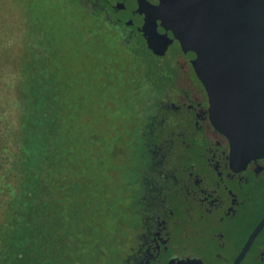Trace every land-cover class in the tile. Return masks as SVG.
Instances as JSON below:
<instances>
[{"label": "trees", "instance_id": "16d2710c", "mask_svg": "<svg viewBox=\"0 0 264 264\" xmlns=\"http://www.w3.org/2000/svg\"><path fill=\"white\" fill-rule=\"evenodd\" d=\"M68 1V11L88 15ZM0 4V264H97L104 246L121 245L106 232L102 207L110 214L104 190L115 169L128 171L122 156L110 162L107 119L96 126L93 35L38 2Z\"/></svg>", "mask_w": 264, "mask_h": 264}, {"label": "flooded vegetation", "instance_id": "af4514ba", "mask_svg": "<svg viewBox=\"0 0 264 264\" xmlns=\"http://www.w3.org/2000/svg\"><path fill=\"white\" fill-rule=\"evenodd\" d=\"M82 1L97 7L101 20L116 21L127 47L152 53L138 26L123 24L101 0H71ZM165 72L148 87L134 128L139 159L127 166L125 216L132 220L120 264H264V158L234 154L210 121L202 83L203 110L178 94Z\"/></svg>", "mask_w": 264, "mask_h": 264}, {"label": "rangeland", "instance_id": "374dc122", "mask_svg": "<svg viewBox=\"0 0 264 264\" xmlns=\"http://www.w3.org/2000/svg\"><path fill=\"white\" fill-rule=\"evenodd\" d=\"M31 1L41 3V9H48L49 6L56 15H58L57 10L59 9L62 23L67 20V16H70L78 21L81 29L93 35L94 42L91 47L92 58L90 61L98 76L92 93L95 102H101V106L98 110L96 109V126L97 129L102 130L104 118H106L109 128L113 129L112 138L109 139L107 146L109 151L114 153L110 159V162L113 160L114 165L120 156H122L120 160L126 166L134 165L131 156L137 141L134 128L137 126L138 114L150 98L148 87H156L161 83V81H157V78L161 80L163 71L168 72V74L166 72L164 74L166 77L170 76L171 80L176 81L178 94L185 92V95L196 107L199 106L201 110L206 109L207 97L204 88L197 79L192 65L185 57L177 38L163 24L152 4L144 0H101L117 18L123 21V24L138 26L150 44L151 53L146 50L138 52L132 46L127 47L126 45L129 44L127 37H124L122 42L119 41L117 38L119 33L115 27L116 21L113 18L101 20L95 15L99 9L91 2L78 3L88 14L85 15L81 8L80 10L70 8L71 12L68 11V0ZM4 12V7L0 4V16L3 17ZM93 21L98 25L93 26ZM58 30L62 33L66 32L65 28L59 26ZM91 31L93 32L91 33ZM133 52H138V54ZM137 57L145 61L144 67L138 68L142 62L138 61ZM80 64L83 69L85 62L81 61ZM144 72L147 79L146 77L142 79ZM86 74L81 72L83 79ZM86 129L91 128L86 125ZM114 172L115 177L112 175L110 178L109 190H104L105 195H108L112 203L110 214L104 207H102V212L103 217H106V221H104L106 232L111 234L113 239L121 242L128 238L127 225L132 220L129 215L127 218L121 214L128 206L127 200L131 196L130 186L125 185L131 175L117 169ZM103 248L105 252L101 253L97 264H118L123 249L111 243Z\"/></svg>", "mask_w": 264, "mask_h": 264}, {"label": "water", "instance_id": "95a60500", "mask_svg": "<svg viewBox=\"0 0 264 264\" xmlns=\"http://www.w3.org/2000/svg\"><path fill=\"white\" fill-rule=\"evenodd\" d=\"M180 42L232 152L264 158V0H144Z\"/></svg>", "mask_w": 264, "mask_h": 264}]
</instances>
